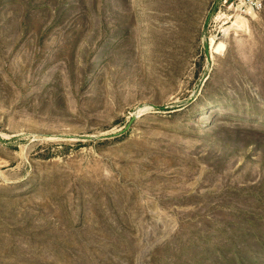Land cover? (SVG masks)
<instances>
[{"label": "rangeland", "instance_id": "374dc122", "mask_svg": "<svg viewBox=\"0 0 264 264\" xmlns=\"http://www.w3.org/2000/svg\"><path fill=\"white\" fill-rule=\"evenodd\" d=\"M0 264H264V7L0 0Z\"/></svg>", "mask_w": 264, "mask_h": 264}, {"label": "built area", "instance_id": "2783aa9c", "mask_svg": "<svg viewBox=\"0 0 264 264\" xmlns=\"http://www.w3.org/2000/svg\"><path fill=\"white\" fill-rule=\"evenodd\" d=\"M235 4L241 12L251 13L264 7V0H235Z\"/></svg>", "mask_w": 264, "mask_h": 264}, {"label": "water", "instance_id": "95a60500", "mask_svg": "<svg viewBox=\"0 0 264 264\" xmlns=\"http://www.w3.org/2000/svg\"><path fill=\"white\" fill-rule=\"evenodd\" d=\"M135 118V115H132L130 121L127 123V126L130 125V123L132 122V120Z\"/></svg>", "mask_w": 264, "mask_h": 264}]
</instances>
